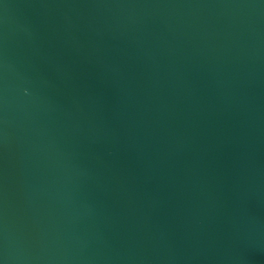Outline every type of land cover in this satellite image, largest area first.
I'll return each instance as SVG.
<instances>
[{
    "label": "water",
    "instance_id": "water-1",
    "mask_svg": "<svg viewBox=\"0 0 264 264\" xmlns=\"http://www.w3.org/2000/svg\"><path fill=\"white\" fill-rule=\"evenodd\" d=\"M0 264H264V0H0Z\"/></svg>",
    "mask_w": 264,
    "mask_h": 264
}]
</instances>
